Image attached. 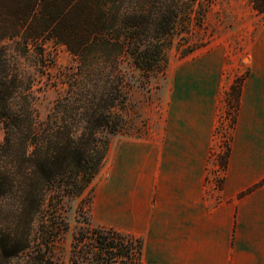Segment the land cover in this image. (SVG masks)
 I'll list each match as a JSON object with an SVG mask.
<instances>
[{"label":"trees","instance_id":"16d2710c","mask_svg":"<svg viewBox=\"0 0 264 264\" xmlns=\"http://www.w3.org/2000/svg\"><path fill=\"white\" fill-rule=\"evenodd\" d=\"M195 2L0 0V264H60L54 246L69 228L64 201L89 190L110 136L127 125L125 66L146 77L162 71ZM249 2L264 15V0ZM51 43L63 46L75 64L59 71L63 91L40 119L33 87L50 66ZM23 59L32 63L28 69ZM241 87L232 85L226 94L236 114ZM102 232L126 236L90 228L88 238L105 252L115 242ZM79 242L75 236L74 248Z\"/></svg>","mask_w":264,"mask_h":264},{"label":"crops","instance_id":"0c3cea01","mask_svg":"<svg viewBox=\"0 0 264 264\" xmlns=\"http://www.w3.org/2000/svg\"><path fill=\"white\" fill-rule=\"evenodd\" d=\"M249 57L221 187L207 170L221 91L166 135L122 143L96 186L93 226L140 238L144 264H264V32Z\"/></svg>","mask_w":264,"mask_h":264},{"label":"rangeland","instance_id":"374dc122","mask_svg":"<svg viewBox=\"0 0 264 264\" xmlns=\"http://www.w3.org/2000/svg\"><path fill=\"white\" fill-rule=\"evenodd\" d=\"M194 4L186 30L175 38L162 71L146 77L141 71L125 66L129 97L127 125L123 133L110 136L112 154L89 190L64 201L62 215L69 228L54 246L60 264H144L140 249L143 242L134 235L122 233L127 237L120 238L102 232L115 242L109 252L100 250L88 238L89 229L96 228L91 214L96 186L114 167L113 153L122 143L166 135L168 126L171 130L177 123L195 118L198 109L203 108L202 101L195 99L199 97L208 103L212 91H221V95L215 106L207 170L210 186H222L226 173L223 158L230 152L237 116L234 100L228 104L226 94L232 85H243L250 73L249 54L254 41L264 32V15L258 14L249 0H196ZM48 46L50 66L45 74H37L38 82L33 87L40 119L47 116L63 91V85L58 83L59 71L75 64L63 46L54 43ZM22 63L28 69L31 62L23 59ZM191 98L194 100L190 101ZM3 136L0 129V138ZM208 193L213 195V190ZM75 236L81 240L76 248ZM128 247L129 256L125 254Z\"/></svg>","mask_w":264,"mask_h":264}]
</instances>
